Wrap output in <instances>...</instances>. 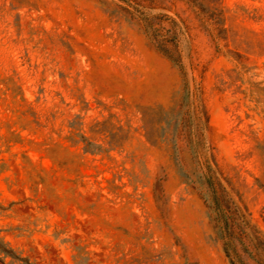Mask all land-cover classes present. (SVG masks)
I'll use <instances>...</instances> for the list:
<instances>
[{
  "label": "rangeland",
  "instance_id": "1",
  "mask_svg": "<svg viewBox=\"0 0 264 264\" xmlns=\"http://www.w3.org/2000/svg\"><path fill=\"white\" fill-rule=\"evenodd\" d=\"M213 4L264 45V0ZM233 67L185 0H0V264H264Z\"/></svg>",
  "mask_w": 264,
  "mask_h": 264
},
{
  "label": "trees",
  "instance_id": "2",
  "mask_svg": "<svg viewBox=\"0 0 264 264\" xmlns=\"http://www.w3.org/2000/svg\"><path fill=\"white\" fill-rule=\"evenodd\" d=\"M185 1L197 11L202 27L214 41L215 49L221 51L234 62L232 72L235 75L231 84L236 87L235 92L242 94L243 99L264 104V79L246 78L252 68L258 67L248 66L249 56L262 57L264 55L263 42L257 39L243 40L237 38L226 26L227 10L224 7L217 9L213 4L215 0Z\"/></svg>",
  "mask_w": 264,
  "mask_h": 264
}]
</instances>
